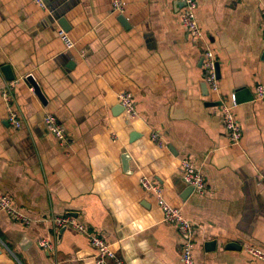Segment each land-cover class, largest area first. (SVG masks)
<instances>
[{"label": "crops", "instance_id": "obj_1", "mask_svg": "<svg viewBox=\"0 0 264 264\" xmlns=\"http://www.w3.org/2000/svg\"><path fill=\"white\" fill-rule=\"evenodd\" d=\"M196 1L221 95L240 97L238 145L230 142L217 96L206 90L205 45L183 28L179 0H123L122 14L111 0H45V8L0 0V196H11L32 219L25 225L0 211L1 264H96L90 237L70 227L58 235L47 221L53 216L85 224L121 264H181V233L141 188L144 176L193 223L195 264H264L247 252L264 251V97L257 99L264 85V0ZM59 17L72 25L75 52L59 37ZM6 65L19 81L13 107L21 129L9 124L2 98ZM125 91L133 95L135 118L120 104ZM47 113L64 125L67 143L46 129ZM185 159L202 172L204 196L184 182ZM40 239L53 242V250L41 248Z\"/></svg>", "mask_w": 264, "mask_h": 264}, {"label": "built area", "instance_id": "obj_2", "mask_svg": "<svg viewBox=\"0 0 264 264\" xmlns=\"http://www.w3.org/2000/svg\"><path fill=\"white\" fill-rule=\"evenodd\" d=\"M42 8L46 7L45 0H33ZM183 3L182 26L188 34L198 43H203L202 47L203 62L202 68L205 78V84L209 91L217 96V102L220 103L221 121L227 131L228 137L232 145H238L243 138V131L237 122L235 109L237 108L236 95L232 94L229 97L221 95L220 81L217 73V57L214 51L207 45L205 33L202 31L198 19L197 9L198 3L196 0H179ZM111 7L115 14H122L124 12L123 0H111ZM261 22L264 27V5H261ZM59 37L64 43L66 49L70 52L77 50V42L70 36L68 32L60 29ZM19 81L14 80L7 82L2 90V98L7 105V118L9 124L15 129H21L23 126L22 120L13 107L14 91ZM264 97V85L257 87V99L261 100ZM120 104L123 106L125 112L132 118H135L138 113L133 100V95L130 92H122L119 94ZM46 129L54 135L61 143H67L68 135L63 124L59 122L56 115L47 113L43 119ZM151 140L153 143L160 146L163 145L159 135L152 133ZM181 171L184 182L193 187L194 191L199 196H204L207 191L205 178L191 160H183L181 163ZM141 188L146 193L152 194L157 205L163 215V221L169 225L177 227L182 236L181 245V264H195L194 249L195 236L193 223L185 217L181 208L172 205L164 196L162 187L149 177H142L139 181ZM0 211L4 212L12 221L20 222L25 225H30L32 219L25 213L20 211L9 195L0 196ZM56 228L70 227L79 233L87 235L91 239V244L95 252L96 264H121V259L117 256L111 245L108 244L101 237L93 236L87 226L78 223L72 216H53L47 220ZM39 246L48 251H52L54 243L48 239H40ZM249 255L264 263V251L261 249L250 247L247 249ZM1 264V263H0Z\"/></svg>", "mask_w": 264, "mask_h": 264}, {"label": "water", "instance_id": "obj_3", "mask_svg": "<svg viewBox=\"0 0 264 264\" xmlns=\"http://www.w3.org/2000/svg\"><path fill=\"white\" fill-rule=\"evenodd\" d=\"M125 27H128V23L125 19L124 16H119V19H118ZM58 23L59 25L61 26V28L63 30H65L66 32H69L72 28V25L70 24V22L68 21V19L66 17H59L58 18ZM73 64H74V61H73ZM72 63H70V65H73ZM2 72L6 78L7 81H14L15 80V74L11 68V66L9 65H6L4 67H2ZM217 73H218V77L220 78V68H219V65H217ZM28 82L30 83L31 87L33 88L36 96L39 98V100L45 105L47 102H46V98L42 92V89L41 87L39 86V84L36 82V80L34 79L33 76H29L28 77ZM205 87H206V90L207 89V85L205 84ZM239 95L237 94L236 95V99H237V103L239 102ZM216 105H220L219 102H216L215 103ZM129 155L125 154L124 155V162H125V165H126V168L129 167ZM191 187V186H190ZM192 191H194V188L191 187ZM67 229V227H62L59 229L58 231V235H61V233ZM215 246H216V243L214 241L212 242H209L208 243V247H209V250H214L215 249ZM228 249H235V250H241L239 246L237 245H234V244H229L228 245ZM2 253V249L0 248V254Z\"/></svg>", "mask_w": 264, "mask_h": 264}]
</instances>
